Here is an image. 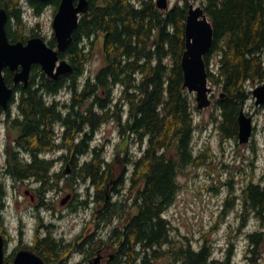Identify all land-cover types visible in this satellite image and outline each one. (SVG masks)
<instances>
[{
  "label": "trees",
  "instance_id": "1",
  "mask_svg": "<svg viewBox=\"0 0 264 264\" xmlns=\"http://www.w3.org/2000/svg\"><path fill=\"white\" fill-rule=\"evenodd\" d=\"M190 1L160 10L156 0H89L88 12L81 17L69 49L61 55L63 59L68 56L73 72L55 81L34 66L28 88L22 87L17 101L11 102L7 124L10 134L16 135L6 149V173L21 181L33 175L47 182L49 165L37 160L39 155L61 151L66 154L63 156L80 157L72 163L75 168L69 181H93L98 220L105 226L118 224L110 235L109 264H157L163 260L235 264L232 248L225 257L216 258L209 244L196 248L188 238L176 239L166 214L179 195L180 174L188 167L211 165L208 150L194 153V135L202 125L194 118V97L183 88L181 62ZM31 2L39 14L49 4L58 7L60 0ZM10 5L22 29L17 0H0V8ZM201 5L214 28L213 48L205 58L209 82L221 91L215 104L219 113H213L212 119L223 140L238 141L239 115L252 97L248 85L264 84V0H201ZM31 34H14L12 39L24 42L40 36L35 28ZM98 38L104 65L82 83ZM48 44L55 48L56 40ZM212 54L219 57L217 70L209 66ZM5 79L13 85L8 70ZM65 87L70 99L61 103L57 96ZM110 122H117L122 137L111 162L102 147L91 143L93 135ZM131 143L140 149L136 159L123 149ZM23 153L34 156V162L21 159ZM118 165L127 171L118 174ZM127 184L132 194L125 192ZM44 189L52 187L48 184ZM6 198L7 189L0 178V212L6 207ZM235 198L233 194L227 198L226 208ZM240 198L241 228L251 213L263 220L264 175L261 182L250 181L243 187ZM248 239L247 259L256 264L264 232L251 233ZM102 245L104 240H98L96 246ZM64 248L58 249L47 238L38 244L36 254L47 263L62 264L61 255L75 250ZM11 262L7 256L6 263Z\"/></svg>",
  "mask_w": 264,
  "mask_h": 264
},
{
  "label": "rangeland",
  "instance_id": "2",
  "mask_svg": "<svg viewBox=\"0 0 264 264\" xmlns=\"http://www.w3.org/2000/svg\"><path fill=\"white\" fill-rule=\"evenodd\" d=\"M179 1L182 0H169V4L173 7ZM18 3L23 9V22H21L23 26L22 29L20 26L18 27L17 20L13 19L9 24L11 31L14 34L23 33V35L31 36V29L35 28L40 37L49 43L54 38L53 20L57 7L54 4H49L39 14H36L34 8L29 5L28 0H19ZM190 4L202 6L201 0H191ZM92 51V58L87 63L84 75L80 80L82 83L88 77H94L104 65L101 38L95 40ZM64 59L68 60V56H65ZM218 61L219 57L216 54H212L209 64L211 70H217ZM248 86L252 91V97L244 108L246 114L253 117L254 133L251 142L247 145H241L236 140H223L219 128L213 122V113H219L215 104L221 99L220 90L210 84L213 89L211 97L213 104L204 111H199L195 102L194 118L196 123L202 125V129L197 130L194 135V153L197 155L208 150L211 155V159L208 162L211 165L197 168L188 167L184 173L180 174L178 178L181 186L179 195L166 213L174 227L172 235L176 239L186 241V238H188L196 248L209 244L216 258L225 257L229 249L232 248V261L235 264H251L249 259H247L249 249L248 235L257 231L264 232V219L258 218L254 213L246 216L244 226L241 228L243 222L240 214L242 213L240 200L242 188L250 181L261 182L264 175V105L257 107L255 105L256 99L253 97V90L260 85L252 87L253 85L250 84ZM192 96L195 101V95L192 94ZM69 99V88L65 87L57 96V100L62 103ZM11 109L13 110L12 106ZM15 135L14 133L10 134L7 118H4V114L0 112V178L7 189V204L6 212L3 214V222L9 229H13L17 221L13 216L14 210L12 208L15 197L20 196L19 199H21L24 209L27 205L28 209L31 207L27 201L22 200L24 196L23 190L28 189V187L25 184H20L15 190L17 186L15 180L6 173V148L9 142L14 140ZM121 142L122 137L119 135L117 122H110L104 125L93 135L91 141L93 147L103 148V154L109 162L113 161ZM123 149H127L129 155L133 156L134 159L140 156V149L137 144L131 143L123 147ZM63 155L66 154L61 151L50 153L48 159L56 160ZM124 160L125 158L122 157L120 159L121 163ZM59 166L60 164H57V167ZM125 170L123 165L116 166L118 174ZM231 179L232 182H230ZM89 186V183H87L86 185H79L73 188L68 183V180L65 179L64 182L60 183L59 189H54L53 192L46 194V196L49 195V202L42 215L47 217L48 222H54L58 225L54 232L58 238L73 239L81 233L85 221L90 219L91 210L85 212V209L78 202L71 209L61 205L63 200L67 198V194L74 193L84 196ZM128 189L129 184L125 186V192L132 194L133 192H129ZM90 191L93 193L95 190L90 188ZM231 194L236 196V198L233 205L226 208V200ZM50 206L54 212L50 210ZM26 220L31 226V219L26 217ZM112 225H115V223ZM106 228L107 226L102 227L100 231L105 233V236H108L110 229ZM32 236L33 232H28L27 229L24 239L30 241ZM16 245L17 242L13 241L7 249V256L11 255ZM157 264L174 263L163 260ZM256 264H264V244L259 248Z\"/></svg>",
  "mask_w": 264,
  "mask_h": 264
},
{
  "label": "water",
  "instance_id": "3",
  "mask_svg": "<svg viewBox=\"0 0 264 264\" xmlns=\"http://www.w3.org/2000/svg\"><path fill=\"white\" fill-rule=\"evenodd\" d=\"M48 3L52 0H35ZM89 0H60L53 20L56 47H51L40 36L30 38L26 43H10L6 25L8 13L0 9V108L7 111L14 98V88L5 79V70L14 74V86L22 84L28 88L32 68L40 66L43 73L52 80L69 75L73 66L61 58L70 47L73 35L78 29L81 17L88 12ZM160 10L170 8L169 0H156ZM186 50L181 67L184 73L183 88L195 95L196 107L199 111L210 108L213 104V89L209 86V72L205 58L210 55L214 44V28L202 6L190 4L185 27ZM210 87V88H209ZM257 107L264 105V84L253 90ZM238 141L241 145L251 142L254 133L253 117L242 109L238 119ZM68 198L63 201L67 202ZM0 264L6 263V241L0 234ZM14 264H45L42 258L29 251L17 254ZM91 264H99V259Z\"/></svg>",
  "mask_w": 264,
  "mask_h": 264
},
{
  "label": "flooded vegetation",
  "instance_id": "4",
  "mask_svg": "<svg viewBox=\"0 0 264 264\" xmlns=\"http://www.w3.org/2000/svg\"><path fill=\"white\" fill-rule=\"evenodd\" d=\"M18 2L19 0H17L16 9H18L19 11L21 22H23L22 21L23 9L20 3ZM28 3L31 6V8H33L31 0H28ZM11 5L5 8L4 7L0 8V9H5L8 13V22L6 25L7 36L9 38L10 43L23 42L21 39H16L15 41L14 39H12L14 32L11 31L9 24L13 21V19H15L16 21V18L14 14H12L13 7H11ZM28 40L29 39H27L23 43H26ZM13 77H14V74H13ZM11 87L14 88V98L12 101L16 102L18 96L21 93V88L23 87V85L19 84V85L14 86L13 84ZM11 106L12 105L10 103V108L7 111H4L2 110V108H0V112L4 114V118H7V115L11 109ZM7 123H8V118H7ZM19 157L23 159L24 161L28 162L29 164H32L35 160L34 156L28 155L25 153L19 154ZM6 158H8V153L6 155ZM76 159H80V157L74 158V157L60 156L56 160L54 159L50 160L48 159V155L47 156L39 155L37 157V160L45 161V163L49 165L47 182H44L40 178H37L36 176H33V175H29V177L25 181H21V180H18L17 178H14L13 176L11 177L8 174L9 177L15 180V183L17 184V186L15 187V190L18 188V185L20 184H25L28 187V189L23 190L24 196L22 200L27 201L29 205L31 206L28 209V205H27L26 208L24 209L23 203L21 199H19L20 196L15 197L12 203V208L14 210L13 216L17 221L13 229L6 228L4 222L2 221L0 217V234H2L5 238L6 248L8 249V247L12 244L13 241L17 242V245L12 250L11 255H9L12 258V262H11L12 264H14L15 257L17 256L19 252L29 251V252H33L34 254H36V249H37L38 244L42 240L47 239V238H50L51 240H53L55 244L57 245L58 249L65 247L64 251L68 250V248L75 247V250H73L70 254L63 253L61 255L59 260L62 262V264H66V263L67 264H91L97 259H99V264H109V261L112 258L111 253H109L108 251V250H111L110 248L112 247V244L110 243V235L113 233L115 227L118 226V224L115 223V225L113 226H107L106 229H110V231L108 232L109 234L108 236H105V233H102V231H100V228L105 227V225L104 223H101L98 220V217L95 214L97 206H96V203L92 200V197L94 196L92 195L90 191V188H93L95 190L96 185L89 178H82V180H79L77 183H72V181H69V178L70 176L73 175V171L75 168L74 165H72V163H75ZM55 161L56 163H54ZM67 161H69V163ZM57 164H60V166L57 167ZM66 169H68V171H66ZM65 179L68 180V183L72 184L73 188L79 185H86L87 183H89L90 185L87 188L86 194L84 196L80 194H74V193L67 194L68 195L67 202L65 204H63L62 202L61 204L62 206H67L68 209L69 208L71 209V208H74L75 206L74 204L78 202L80 206H82L85 209V212H88V210H91L90 219L85 221V225L81 233L71 240L64 239V237L58 238L54 234L58 225L55 224L54 222H48L47 217H44L42 215L43 211H45L47 203L49 202V199H48L49 195L46 196V194L49 192H53L54 189L55 190L59 189L60 183L64 182ZM48 184L51 185L52 189L50 190L44 189V187H46ZM87 201L90 203L88 205H84V204H87ZM92 206H94V208H92ZM50 210L54 212V210L51 209V206H50ZM26 217H28V219H31V222H30L31 226H29V223H28V220H26ZM92 217H94V219H92ZM27 229H28V232H33V236L31 237L30 241H26L24 239V235ZM98 240H104V245H102L101 247H97L96 243ZM43 261L45 262V260ZM45 264H51V263L45 262ZM53 264H59V263H53Z\"/></svg>",
  "mask_w": 264,
  "mask_h": 264
}]
</instances>
